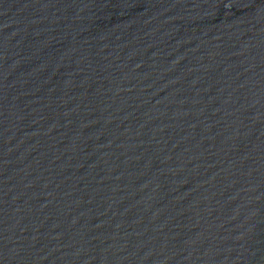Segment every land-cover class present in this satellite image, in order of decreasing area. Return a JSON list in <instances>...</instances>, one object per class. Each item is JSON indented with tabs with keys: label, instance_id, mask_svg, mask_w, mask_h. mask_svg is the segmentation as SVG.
Returning <instances> with one entry per match:
<instances>
[{
	"label": "water",
	"instance_id": "95a60500",
	"mask_svg": "<svg viewBox=\"0 0 264 264\" xmlns=\"http://www.w3.org/2000/svg\"><path fill=\"white\" fill-rule=\"evenodd\" d=\"M0 264H264V0H0Z\"/></svg>",
	"mask_w": 264,
	"mask_h": 264
}]
</instances>
